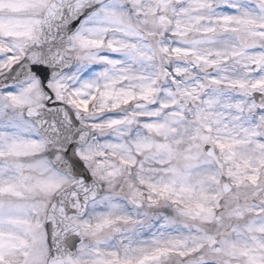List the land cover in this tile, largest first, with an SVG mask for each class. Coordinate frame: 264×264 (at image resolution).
Listing matches in <instances>:
<instances>
[{"label":"rangeland","instance_id":"obj_1","mask_svg":"<svg viewBox=\"0 0 264 264\" xmlns=\"http://www.w3.org/2000/svg\"><path fill=\"white\" fill-rule=\"evenodd\" d=\"M49 1L0 0L2 7L10 9L0 10V72L16 62L26 44L35 40L43 8ZM247 1L257 3L252 7L257 10V16H250L252 21L246 23L247 27L261 24L264 0ZM247 1L232 2L236 10H245ZM218 3L219 0H189L186 9L191 13L216 10ZM103 9L96 10L85 21L76 37L74 48L79 56L101 49L102 19L106 13ZM113 11L121 10H110ZM138 12L134 10L133 17ZM123 13L130 18L127 10ZM200 15L203 16L197 19V14L188 26L179 24L169 36L166 31L164 38L159 30L153 46L132 30L137 36L131 43L118 41L116 46L109 45L124 52L125 58L133 54L135 59L130 66L123 63L122 70L118 65L110 66L108 78L99 80V89L104 90L103 98L111 90L118 92L111 95L114 103L110 107L134 95L138 109L133 112L151 113L147 122L141 120L134 133L129 128L122 130L133 135L132 141L136 140L138 145L136 151L151 150L147 158L151 165H143L144 170L139 168L138 182L156 184L149 193H161L169 204L170 214L146 215L110 194L90 203L86 216L78 221L86 239L77 258L82 264H162L163 258L172 260L171 264H264V237H260L264 218L255 217L264 214V129L261 126L264 114L255 109L247 96L252 89L262 86L264 77H255L251 70L260 53L255 51V44L242 46L236 43L237 37L219 35L215 30L209 31L214 37L193 39V31L205 32L201 30L205 15ZM177 16L179 20L180 15ZM212 18L206 17L209 22ZM129 22L122 21L121 28L125 29L124 25ZM164 23V18H158V28ZM177 30H183L180 34L184 31L191 34L187 42L174 36ZM258 32L246 31L252 35ZM170 41L174 46L167 48ZM245 49L249 52L240 54ZM190 57L200 60L199 69H193ZM166 70L169 78L163 84L165 91L159 107L167 106L168 111L158 116L157 109L147 110L141 103L152 90V85L145 88V76L156 78L159 84ZM69 74L49 84L56 96L62 93ZM123 79L126 87H132L133 94L126 92L129 88L125 86L116 88L117 81ZM108 81L111 83L107 84ZM206 85L211 88L201 94V87ZM8 91L0 93V264H46L49 257L44 230L46 209L54 194L70 179L51 166L44 142L24 117L25 109L40 100L39 82L30 80ZM80 92L77 89L76 94L84 100L78 106L84 112L90 111L95 132L90 145L80 155L95 165L100 181L113 183L117 168L108 169L111 163L103 157V144L98 142L105 123L101 110L108 107L101 104V99L100 105L87 109L85 103L91 95ZM78 96L71 99L76 101ZM178 98L182 105L175 107ZM196 118L204 123L202 128L195 122ZM246 121L249 128L245 127ZM206 143L217 148L225 169L223 174L204 155L202 147ZM37 152H40L38 158ZM135 161L131 158L128 162ZM163 165L167 167L161 168ZM120 170L127 175L122 179H129L128 170ZM223 180L232 185V193L222 192ZM128 191L142 197V192L133 186ZM251 215L254 216L247 218ZM217 216L219 222L215 220ZM141 220L145 222L139 223ZM213 238L218 239V244L209 247ZM123 239L124 250L118 246Z\"/></svg>","mask_w":264,"mask_h":264},{"label":"water","instance_id":"obj_2","mask_svg":"<svg viewBox=\"0 0 264 264\" xmlns=\"http://www.w3.org/2000/svg\"><path fill=\"white\" fill-rule=\"evenodd\" d=\"M104 1L52 0L44 14L39 39L30 45L21 62L0 76V89L30 77L40 78L45 88L47 81L68 69L72 62L71 52L67 49L70 35L79 27L83 18ZM257 99L261 104V98ZM27 114L45 137L52 163L69 176L82 178L56 195L48 211L46 225L51 249L48 264H78L74 258L82 238L79 227L70 219L82 217L88 202L101 194L98 183L90 176L76 153L77 148L86 142L89 131L80 124L78 113L67 105H55L50 112L41 107L33 108ZM205 152L218 162L210 146L205 147ZM218 165L221 166L219 162ZM222 186L225 193L230 192L228 183Z\"/></svg>","mask_w":264,"mask_h":264},{"label":"flooded vegetation","instance_id":"obj_3","mask_svg":"<svg viewBox=\"0 0 264 264\" xmlns=\"http://www.w3.org/2000/svg\"><path fill=\"white\" fill-rule=\"evenodd\" d=\"M218 1V0H217ZM233 0H219L218 7L216 10H196L194 13H191V10H187L188 6V0H108L101 8H104L103 10H106V13L103 15V39H101L102 45L100 46L101 49H94L93 52L89 53H99L101 55H98L101 60L99 61H93L94 64L100 63V67L102 68L101 73L103 77L108 78V74L110 73L109 68L110 66L118 65V67L122 70L123 63L126 62L127 66H130L131 63L134 61L135 56L129 55L127 58H125L124 53L120 52L119 49H113L109 47V45L116 46L118 41H126L127 43H131L135 38L136 34L131 32L135 31L138 36L145 41L146 43L154 44L157 43L156 35L158 34L159 30L161 31V35L164 38L165 32L168 31L167 36L171 35L170 32L172 29L178 28L179 24L188 26L190 24V21H192L194 18L199 16L201 13L205 15V20L201 25V30L205 32H201L198 36L200 39L207 38L209 34V31L215 30V31H222L223 34H234L233 37H237L239 41L241 42V45L247 46L249 44L256 45V50L258 53H260V58L256 61L258 62L264 57V21L260 22L261 24L257 23L255 27H247L246 23L248 21H252L250 16L252 14L257 16L256 10H234L233 6L234 3ZM232 2V4L230 3ZM177 4L180 6L177 8ZM165 5V6H164ZM100 8V9H101ZM177 12H173L175 10ZM182 8H185L184 10ZM110 10H121L120 12H110ZM127 10V12L130 14V18H126L123 11ZM134 10H138L139 12L136 13L137 17H133ZM157 10H166V12H159ZM207 12V13H204ZM177 14L180 15L179 20ZM213 17L212 20L209 22L206 17ZM141 19V21L138 19ZM158 18H164L166 22L162 25L161 28H158ZM204 19V17L202 18ZM130 21L129 24H125V29L121 28L122 21ZM254 28L256 31H259L254 36L251 34H247L245 30H252ZM128 29V30H127ZM175 37L181 40H187L189 39V33L188 31H184L182 34H175ZM211 37H214L211 35ZM76 39V38H75ZM96 43H98V40H95ZM75 45V41H73L72 46ZM98 47V46H97ZM249 52V49L241 50V53ZM89 54L88 52H86ZM252 53V51H251ZM83 54V53H81ZM250 54V53H249ZM74 56L76 58V68L72 72V76L74 78L73 85L75 86L73 90V96L74 98L78 96L77 89L84 90L85 86L82 88L83 85H86V90L83 92L88 94H93L96 91V85H97V71L95 72V75L92 76L91 73H79L78 68L86 63H90L91 59L98 58L96 55H82L79 56L77 50L74 48ZM250 56H247L249 58ZM251 66H253L251 64ZM112 68V67H111ZM114 72V71H113ZM118 72L120 70L118 69ZM107 74V75H106ZM119 74V73H115ZM149 75H146V82H145V88L147 89L149 83ZM258 77H264V67L261 68L260 74ZM118 87L125 86V88H129L128 91H132V87H126L125 81L119 80ZM111 83L110 81L107 82ZM94 88V89H93ZM89 89L90 93L87 91ZM93 89V90H92ZM261 92L264 94V79L262 82V86L259 88ZM82 92L80 94H82ZM112 99V98H111ZM84 99L78 97V101L83 102ZM76 102V101H75ZM109 103V102H108ZM114 103V102H112ZM111 103V105H112ZM126 103L127 107L125 109H122L116 116L111 115V113L105 118V130L103 134L104 139L107 141L105 147H104V155L108 157V159H112L113 157L117 159V162L119 165H121L123 162H127L131 160V158L134 160H139L145 158V156H141L136 151V142L134 143L132 141L131 134H128L124 132L121 128H124V123L127 119L132 117V124L137 123V118L140 116L139 113H134V110H137L136 106L138 104H134L132 102V99L129 98L126 101L119 100V103H117L115 106L122 105ZM147 105L150 106L147 102ZM164 114V112H163ZM262 114H264V108L262 109ZM88 118V116H87ZM264 119V118H263ZM124 120L123 122H121ZM261 126L264 129V121L261 124ZM250 124H246V128H249ZM131 128V127H128ZM117 129V130H116ZM116 138V140H113V138ZM136 162V161H135ZM137 166V165H136ZM124 168H127L126 166ZM130 169V167H128ZM117 175L120 179V181L117 183V191L118 195L121 201L132 204H140L141 209L146 213V215H154L158 213L162 216H167L169 213V208L167 205L166 200H159V198H155L153 200V203H149L151 208H148L145 210V205L141 201H135L139 200L140 198L137 197V193L135 191H128V187H134L135 190L143 191V197H147V189L144 188L141 190L138 186L134 184L132 181V178L129 179H122L124 176H126L122 170H117ZM123 180V182H122ZM126 180H129V183H127ZM151 212V213H150ZM262 218H264V215H262ZM145 220L138 221L139 223L144 222ZM160 225V223H158ZM123 229V228H122ZM124 240V239H123ZM123 240L121 242L123 243Z\"/></svg>","mask_w":264,"mask_h":264}]
</instances>
